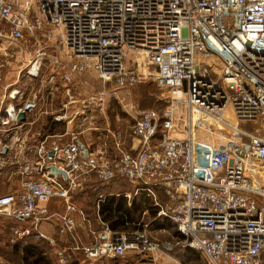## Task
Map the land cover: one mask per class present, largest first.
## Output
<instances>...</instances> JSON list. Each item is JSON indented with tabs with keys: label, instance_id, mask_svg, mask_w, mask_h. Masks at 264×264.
Masks as SVG:
<instances>
[{
	"label": "built area",
	"instance_id": "1",
	"mask_svg": "<svg viewBox=\"0 0 264 264\" xmlns=\"http://www.w3.org/2000/svg\"><path fill=\"white\" fill-rule=\"evenodd\" d=\"M0 44L29 56L21 73L37 89L11 87L2 127L19 125L27 91L35 109L43 91L55 97L59 81L70 104L81 105V121H90L107 93L95 90L78 102L70 95L73 78L88 71L102 84L152 79L172 100L163 114L147 111L134 120L135 152L110 131L113 158L106 142L92 150L79 134L50 150L42 144L37 162L22 163L20 192L0 196V216L29 223L37 240L52 244L40 227L58 218L60 235L75 232L80 211L73 196L83 181L122 180L151 196L158 217L207 264H264V137L241 128L264 119V0H0ZM45 68L60 71L46 84ZM18 142L12 144L22 153ZM12 144L0 142V170ZM55 200L63 215L48 209ZM95 236L75 248L90 261L132 253L155 263L156 253L175 246L147 230L115 236L106 227Z\"/></svg>",
	"mask_w": 264,
	"mask_h": 264
},
{
	"label": "crops",
	"instance_id": "2",
	"mask_svg": "<svg viewBox=\"0 0 264 264\" xmlns=\"http://www.w3.org/2000/svg\"><path fill=\"white\" fill-rule=\"evenodd\" d=\"M4 48V45L0 44V115L3 108L8 103V91H10L11 87L15 85L20 86V79L23 78L21 72L24 70L29 60L28 55H24L22 53L20 54L16 51L15 56H13L10 52L15 51L14 49L6 51ZM6 61H8V63ZM44 70L45 73L40 82H44L45 84L51 75H54V72L57 74L60 73L59 70L55 69L51 70L49 68H45ZM97 83V76L90 71L83 74L81 77H74L73 84L70 87L72 92L70 95L76 99V102L82 101L87 96L93 94L95 89L94 86ZM37 84L39 87V83ZM59 84L60 85L57 87V92L54 98L51 99V97H49L47 93H44V91L41 95L39 94L40 100L36 102L37 105L35 109L31 108L29 112H27L26 122L19 123L16 127L11 128L0 126V139L13 136L20 137V141L23 142L22 153L16 154L17 151L13 153L15 145L12 143L16 142L17 138L5 142H3L4 140H0V142L4 144H12L9 150H6L7 152L4 156V164L8 166L7 170H0V178L3 176H5L6 179L15 178L14 173H12V165L9 166L8 163L15 162V160L35 163L39 160L38 149L42 144L45 145L47 150H50L52 149L54 143H66L74 134H79V139L92 150L97 149L99 144L106 142V155L110 158L116 156L115 144L113 143L112 136H110L108 131L115 133L120 132L123 134L118 127L119 124L114 123L112 126L111 123L106 120L107 124H105L103 128L102 125L94 122L96 120L94 114L93 117L89 116L88 119H90V121L87 120L82 122L79 118V109L81 108V105L78 103L70 104V96L65 94V89L62 87L61 81H59ZM107 97L108 95L106 98ZM30 98L31 94L28 93V96L23 98V100L19 103L21 105L26 103L25 106H27L30 102ZM27 99H29L28 102ZM58 117L60 118L57 119ZM119 120L120 119H118V121ZM14 134L18 136H14ZM92 136L99 141V144L94 143L95 140L91 138ZM122 136L124 149L135 152L138 149V142L136 140L125 139V136ZM14 183L16 185L14 188L11 184V186H8L9 189L6 188L7 190L3 189L2 191L12 193L14 190L19 188V182L18 184L17 182ZM136 190L137 189L135 187L126 181L117 180L110 184H104L99 182L96 177H92L91 181L86 184L84 191L73 197V202L76 203V205L78 204L77 207L80 211V213L73 215L77 224L76 229L78 227H82L83 230H86L87 232V237L84 240V243L91 244L95 242L96 236L93 232L97 234L102 233L106 227H108L112 231L113 235L116 236L121 234H133L141 231V229L148 230L149 224L150 227H155L156 229H167L169 233L172 231V237L177 236V239H183L177 232L176 227L170 221L158 217V209L155 206V200L147 193L137 192ZM157 198L161 202L166 200L162 191H157ZM112 200L113 202L110 203ZM107 203L114 204L112 212L117 210V206L121 203L124 208L131 212V216H127L129 219L126 217V224L128 226L136 225L138 226V230L130 229L129 231H123L121 229L122 227H125V225L121 224L118 225V230L113 231V227H115L118 220L112 217L106 219V216L101 213V207ZM63 211L64 204L62 201L55 200L50 202V212L52 214H62ZM146 221L151 222L147 223ZM45 225L49 224H43L44 227ZM43 226L41 229L44 228ZM57 233L59 234L58 229ZM45 236L49 237L50 235L45 233ZM112 238V236H104V239L107 240ZM142 257L144 256H140V260L136 264H141L143 262Z\"/></svg>",
	"mask_w": 264,
	"mask_h": 264
},
{
	"label": "rangeland",
	"instance_id": "3",
	"mask_svg": "<svg viewBox=\"0 0 264 264\" xmlns=\"http://www.w3.org/2000/svg\"><path fill=\"white\" fill-rule=\"evenodd\" d=\"M52 40L51 43H54L56 38L53 37ZM44 73L45 71H43L42 76ZM117 82L119 81L115 80L113 83L102 84L98 81L94 86V91L97 90V92H99L103 90L108 95L103 111L100 112V109H94L95 112L93 114L96 118L94 122L102 125L103 128L105 124H107L106 120H108L112 126L114 123H118L119 129L123 133L121 134L119 132L121 136L124 135L125 139L135 141V139L131 137V127L134 120L147 111H155L160 115L163 114L170 107L172 102L171 93L169 89L159 87L152 79L142 81L133 86ZM20 83V86L24 87L26 90L29 86V91L33 88L31 93L37 91L36 87L34 85L31 87L30 82L24 78L20 79ZM26 94H28V91ZM118 119L120 120L118 121ZM241 128L245 131L264 137V119H260L254 123L242 124ZM14 136L18 135L14 134ZM16 138L19 141L18 143H20V137H4L0 140H4L3 142H5ZM91 138L95 140V144H99V141L96 140V138L93 136ZM160 139L161 137H158L157 141L154 143L158 144ZM13 149H15L13 153L16 151V154L19 153L18 148L14 147ZM22 163L24 165V162L18 160L8 163L9 166L12 165V173H14L15 178L6 179L5 176L0 178V196L8 194V191L3 192L2 190L9 189L8 186H11V184L14 188L16 186L14 182H17V184L19 182V188L13 192L16 194L20 192V170L23 166ZM2 166L3 168H1V171L2 169L3 171L7 170L8 166H6V164H3ZM82 183L85 184L74 193V196L78 193H82L86 188L87 181H83ZM74 204L76 205V203ZM48 209L50 210V204L48 205ZM63 213L59 215H63ZM146 222L150 223L151 221ZM45 224L49 225H45V227L42 225L44 228L41 229V226L40 232H44V235L45 233L50 235L48 238L51 239L52 244L50 241L37 240V234L33 231V227L29 223L23 224L15 219L12 220L0 216V264H115V260L110 259L87 260L80 251L75 250L77 245H89L84 243V240L87 237V232L86 230H83L82 227H78L73 234L60 235L57 233L59 225L58 218H55L51 223ZM147 231L150 232L153 240L159 242H171L175 246L171 252L156 253L155 263H152V260L148 256L142 257L143 262L141 264H207L202 255L201 261L199 255L197 256L195 253V255L193 254L188 257L190 253L184 251L186 249L184 243L182 240L177 239V236L172 237V231L169 233L167 229H156L155 227H150V224ZM93 234L97 235L95 232H93ZM139 260L140 256H138V254L128 253L125 258L118 261L119 264H136Z\"/></svg>",
	"mask_w": 264,
	"mask_h": 264
},
{
	"label": "trees",
	"instance_id": "4",
	"mask_svg": "<svg viewBox=\"0 0 264 264\" xmlns=\"http://www.w3.org/2000/svg\"><path fill=\"white\" fill-rule=\"evenodd\" d=\"M114 200V199H113ZM110 201V203L113 202ZM121 206V207H120ZM111 207V208H110ZM114 208V204H106V205H103L101 207V213L106 216L105 218L108 219L109 217H112V218H116L118 220V222L115 224V227H113V231H116L118 230V225H121V224H124L125 227H122L121 230H125V231H129L130 229H133V230H138V226L136 225H133V226H128L126 223V217L127 216H131V212L128 211L126 208H124V206H122L121 203H119V205L117 206V210H115L114 212H112ZM122 211V212H121ZM126 215V216H125ZM129 219V217H127ZM128 226V227H127ZM118 232H121V231H118ZM182 239V238H181ZM187 253H190L189 256L193 255L194 253L197 254V256L199 255V258H200V261H201V254L192 250V249H189V248H186L185 249ZM194 254V255H195ZM115 263H119V261H114Z\"/></svg>",
	"mask_w": 264,
	"mask_h": 264
},
{
	"label": "water",
	"instance_id": "5",
	"mask_svg": "<svg viewBox=\"0 0 264 264\" xmlns=\"http://www.w3.org/2000/svg\"><path fill=\"white\" fill-rule=\"evenodd\" d=\"M32 106H33L32 103H28L26 108H25V110L18 114V118H17L18 123L26 122V114H27V112H29V110L32 108ZM6 152L7 151L5 150L4 154H6ZM51 170H52V172L58 174V172L54 168H51ZM60 174L63 175V176L65 175L64 173H60ZM115 264H119V263H115Z\"/></svg>",
	"mask_w": 264,
	"mask_h": 264
}]
</instances>
